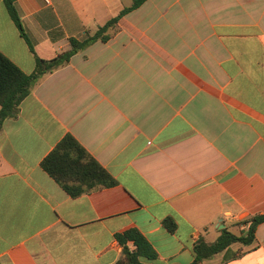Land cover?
<instances>
[{"label":"crops","instance_id":"1","mask_svg":"<svg viewBox=\"0 0 264 264\" xmlns=\"http://www.w3.org/2000/svg\"><path fill=\"white\" fill-rule=\"evenodd\" d=\"M134 0H0V51L25 73ZM1 110V106H0ZM72 135L117 181L71 197L41 167ZM264 215V0H146L44 75L0 129V264H116L138 229L152 264ZM177 229L169 232L164 220ZM129 249H135L132 242ZM201 264H264V222Z\"/></svg>","mask_w":264,"mask_h":264},{"label":"trees","instance_id":"2","mask_svg":"<svg viewBox=\"0 0 264 264\" xmlns=\"http://www.w3.org/2000/svg\"><path fill=\"white\" fill-rule=\"evenodd\" d=\"M17 1L3 0L21 36L28 41L34 52L17 11L15 5ZM145 1L134 0L130 7L123 9L93 33H87L83 39L71 38V48L56 57L42 59L36 56V67L31 74L25 73L0 51V129L6 119L18 116L21 103L31 94L44 75L68 65L75 54L93 43L108 41L119 20L130 11L140 7ZM41 167L73 198L117 185L115 178L69 134L42 160ZM263 222L264 215L253 217L248 221V231L240 237L224 231L215 243L210 244L203 239L199 240L194 248L195 260L192 264H201L203 260L221 252L232 243L241 242L247 245L253 243L257 228ZM164 226L171 233L177 229L172 218L165 219ZM116 238L123 246V257L116 264H152V261L157 260L158 253L138 229H129L119 233ZM129 242L134 244L135 249L132 251L128 247Z\"/></svg>","mask_w":264,"mask_h":264},{"label":"built area","instance_id":"3","mask_svg":"<svg viewBox=\"0 0 264 264\" xmlns=\"http://www.w3.org/2000/svg\"><path fill=\"white\" fill-rule=\"evenodd\" d=\"M45 1H47V2H48L49 0H45Z\"/></svg>","mask_w":264,"mask_h":264}]
</instances>
